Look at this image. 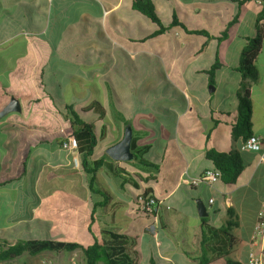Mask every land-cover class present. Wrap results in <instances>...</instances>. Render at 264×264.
I'll return each mask as SVG.
<instances>
[{"label":"crops","instance_id":"obj_1","mask_svg":"<svg viewBox=\"0 0 264 264\" xmlns=\"http://www.w3.org/2000/svg\"><path fill=\"white\" fill-rule=\"evenodd\" d=\"M131 1L0 0V8L3 10L2 12L0 10V90H2L0 110L12 97L19 100L21 106L20 113H10L0 119V240H7L11 244L20 239L42 238L75 242L77 229H83L89 236L91 244L94 237H99L102 231L115 233L123 231L120 230L123 223L117 225L116 217L119 213L123 214L124 218H132L134 214L135 219H141L142 217L136 215L138 206L137 209L132 208L133 199L150 188L151 195L160 201L156 218L150 219L151 222L145 224L144 231L141 230L140 233L132 235L121 233L138 239V245L133 247L140 253L136 264H150L151 258L156 264H197L194 260L200 235L197 199L202 200L205 206H208L210 199L213 200L210 207L206 208L208 214L209 211H213L209 214L211 225L224 227L228 222L233 224L229 229L234 239L231 258L245 264L249 252V238L264 195V40L255 61L258 78L255 82L249 81L251 85L255 83L262 86L256 94L254 86H250L251 131L252 135L260 139L261 150L256 153L241 151L242 139L233 140L231 129L239 117L237 98L241 84V74L237 71L239 55L248 40L255 36V19L261 10L258 0L245 3L240 10L231 0H152L164 27L171 24L173 15H176L179 22L188 29L206 30L197 27L196 24H200L199 16L208 18L215 15L221 20L226 14L232 15V18L237 12L239 14L237 23L229 29L228 37L218 45L214 40L207 41L205 38L202 42L206 43L204 49L201 50V44L188 65L192 78L189 86L192 95L183 93L180 99L183 111L177 118V125L181 130L182 144L178 146L179 166L176 164L170 166H178L172 186H165L164 179L158 178L167 146L163 145L162 155H155L154 163L147 160V155L155 151L154 144L149 139L153 129L146 123L142 129L137 128L135 136L139 145L150 146L145 160L157 167V170L152 167L136 169L126 165V162L114 161L116 163L114 166L123 170L121 174L125 180L122 181L118 176L111 175L103 166L96 173V184L100 188H107L111 195L104 208L97 207L102 203V199L88 190L85 177L79 168V155L64 148L66 143L63 146L58 143L63 139L55 130L58 128L57 124L61 125L62 121V124L69 128L68 122L57 114L58 110L64 113V105L80 109L95 100L100 101L103 91L98 84L92 82L97 75L85 69L102 68V65L104 67L106 54L103 48L98 49L99 45L95 42L98 37L92 38L88 34L95 29L100 39L110 44L113 49L123 51L122 47H130L137 51L138 44L141 43L133 41H139L157 30L155 25L151 23L150 27L142 15L131 10ZM213 1L230 4L229 7H233L234 13L229 14V9L221 4L211 12L205 5ZM54 5L61 8V11L58 16L53 17ZM181 16L185 18L183 22ZM246 22L250 25L249 29L246 32L240 30L232 36V30L235 27L243 28ZM137 26L139 30L148 29L149 32L137 39L133 34ZM78 29L82 37L75 39L74 35ZM166 34L173 35V47L165 41L154 43V40ZM164 35L148 41L151 43L152 51H167L169 48L179 50L193 43L191 40L196 36L185 34L180 27H173ZM66 40L68 43H64ZM82 40L90 42L84 45L77 44L76 41ZM232 40L239 45L234 51L229 49ZM70 49L72 51L69 57L77 58L80 52L87 55L89 53L90 56L83 61L72 62L64 59V65L58 63L56 57L61 55L62 58H66ZM208 50H211V58L205 64V60L201 59L208 56ZM215 52L221 66L214 74L212 91L214 94L208 96L204 90L209 86L207 76L202 71L210 67ZM126 56L129 59L134 57L132 54ZM168 60L171 65L175 64L174 58L170 57ZM59 64L62 72L61 76L56 78L55 72ZM47 75L52 77L48 79L51 81V88L47 82ZM59 80L63 83L61 81L62 84H59ZM91 84L96 91L92 89ZM53 88H56V93ZM60 90L63 91L60 95L62 97H59ZM43 91L48 94V98ZM66 94L69 97L65 100ZM41 105L48 109L45 118L40 114ZM50 108L57 112L51 111ZM105 110L110 123V134L100 142L92 160L101 158L106 148L117 143L123 136L125 126L112 112L114 120L119 125L116 130L109 119L110 112L106 108ZM168 110L170 109L166 108V111ZM171 110L173 113L177 112ZM9 120L13 126L6 128V122ZM44 123L46 127L42 126ZM157 145L161 146L159 143ZM210 148L216 151L235 150L240 155L243 170L234 185H224L220 181L212 188L201 185L194 187L189 184L191 179L213 169L212 163L204 157L206 149ZM132 175H139L137 177L143 181L135 182ZM153 176L154 180L148 182L144 180ZM179 191L185 194V201L193 202L197 219H192L193 225H189L191 228L189 227L190 231L186 236L180 230L181 235L163 243L159 240V231L169 229L178 231V226L181 229V223L186 219L182 220L180 216L182 214L178 213L170 216L168 211L171 209L164 202L173 199ZM216 195L223 196L224 208L215 198ZM228 208L233 212L232 217L226 214ZM162 210L163 215L166 214L164 219L161 216ZM103 218H108L109 221L106 219L102 221ZM92 224L96 225L97 236H93L91 232ZM119 230L121 232H118ZM147 233L150 234V239ZM185 241L191 248L188 252H180L178 247L183 246ZM13 261H4L0 264H9Z\"/></svg>","mask_w":264,"mask_h":264},{"label":"rangeland","instance_id":"obj_2","mask_svg":"<svg viewBox=\"0 0 264 264\" xmlns=\"http://www.w3.org/2000/svg\"><path fill=\"white\" fill-rule=\"evenodd\" d=\"M220 4L223 5L224 8L229 9V14L234 13L233 7H229L230 4H227L226 2L217 3L213 1L212 3H206L205 7L209 8L211 12H214L215 8ZM0 10L1 12L3 11L1 8ZM52 11L53 17L58 16L60 14L59 12L61 11V8H57L54 5ZM199 17L200 24H196L197 27L206 29L207 32L209 31L208 33L211 36H218L219 32L223 30L225 23H228L232 19V15L227 14L224 18L222 17L221 20L215 15L208 16V18H204L202 16ZM142 18L147 25L150 27L152 26V24L145 17ZM180 19L183 22L185 18L181 16ZM247 24L248 23L246 22L243 28L235 27L232 30V36H234L236 32L240 30L246 32L250 27V25ZM79 32L80 29H78L77 34L74 35L75 39L82 37ZM147 32H149L148 29L139 30V27L137 26L133 34L136 35V38L138 39L141 38V36H144ZM88 35L92 38H95L96 36L98 37V39H95V42H97V45H99L98 49L101 50L103 48L104 53L106 54V62L104 67L102 65V68H86L85 71H90L91 74L97 75V78L92 82L98 84L103 90L100 95V102L107 109V111L110 112L109 119L115 126L116 130L118 129L119 125L114 120L113 115H117L121 119L126 120V122H128L127 125L131 127L132 133L134 135H136L137 128L141 127L140 129H142V127L145 126V123L147 126L153 129V131L150 132L151 134L149 135V139L151 140L152 144H154L153 150L155 153L148 154L147 160L154 163L156 160L155 155H162L163 145L167 146L168 149L164 154V159L162 161V165L160 166L158 178L159 180H162V178L164 179L165 186H172V180L176 178V170L179 166L178 146L179 144H182L180 139L181 130L177 125V118L183 111V105L180 99L183 93H186L189 96L192 95V89L189 88L190 83H192V78H190L191 73L189 71L188 65L191 63L192 57L194 54H196L205 38L194 36L191 40L193 43L179 50H173V48H169L167 51H152L150 48L151 43L146 42L145 44H138V46L141 48L138 47L137 51L132 50L130 47L127 48L122 46L121 47L124 50L118 51L113 49L111 45L107 44L104 40H101L97 30L94 29ZM54 36H56V34ZM154 41L155 44H157V41H165L171 47H173L174 37L172 34H166ZM76 42L77 44L84 45L88 44L90 41L82 40L80 42ZM54 43H57V41H54ZM64 43H68V40H66ZM238 46V43L232 40L231 45H229V49L234 51ZM71 51V49L70 51H67L66 58H62L61 55H59V57L57 56V62L61 63V65H64V59H66V61L72 60V62L75 60L83 61L84 59H87L88 56H90L89 53L87 55L80 52V55L78 56L79 59L78 57H69V53ZM124 51H126L127 54ZM130 54L134 56L131 57V59L126 56ZM210 54L211 50H208V56H204L201 61L205 60L206 64V62H208V60L211 58ZM109 56L111 58H109ZM170 57L175 59L174 65L169 63L168 58ZM50 70H53L52 66L50 67ZM61 72L62 70H60L59 64L55 72L56 78L61 76ZM49 77L50 76L47 75V82L50 84L49 86L51 88L52 84L51 81L48 80ZM51 78L52 77H50V79ZM61 81L62 80L58 81L59 84L63 83V81L62 83ZM209 86L213 87V85ZM209 86L204 88L205 95L212 96L214 94L213 92L208 93ZM250 86H254L255 94L258 93L262 87L260 84L255 83L252 85L250 83ZM73 87L75 88V84H73ZM53 89L56 93V88ZM239 92H241V87L238 90V93ZM62 93L63 91L60 90L59 97H62L60 96ZM1 94L2 90H0V95ZM68 97L69 95L66 94L64 96L65 100L68 99ZM166 108H169L170 110L166 111ZM171 109H174L177 112L173 113ZM47 110L48 109L45 106L41 105L40 114L42 118H45L47 115ZM50 110L54 111L55 109L50 108ZM112 112L113 115L111 114ZM43 121L44 120H42V122ZM10 122V120L6 122V128L13 126V124H10ZM60 124L61 125L57 124L58 128L55 130L57 131V134L61 135L60 137L68 143L69 139L72 138L71 132L65 124H62V121H60ZM42 126L46 127V124L44 123ZM158 143L161 144V146H158ZM63 147L68 149L67 144H65ZM68 151L70 153H74L70 149H68ZM172 164H176L178 166L170 167ZM126 165L133 166L136 169L140 167L138 164L132 162H126ZM201 186L206 187L205 185ZM185 199V194L182 191H179L173 199L164 201L169 209H171L168 211L170 216L178 213L179 215L182 214L180 215L182 220L184 218L186 219L183 223H181V229H179L178 226V231H173L170 229L159 231V240H162L163 243L167 242L169 239L173 240L175 236L181 235L180 230H182V234L186 236L188 231H190L189 225H193L192 219H197L193 202H188L187 200L185 201ZM132 208L137 209V204L134 203ZM42 211H44V209ZM163 213L164 211L162 210L161 216L164 219L166 214L163 215ZM132 216V218H124L123 214L119 213L116 217L118 221L117 225L120 226V224L123 223L122 229L120 230H123L122 232H125L126 234L132 235L136 234V232L140 233L141 230L144 231L145 224H149L151 222L149 218L144 217L141 219H135L134 214ZM187 218L189 220H187ZM104 219L109 221L108 218H103L102 221H104ZM156 224L158 226V220L156 221ZM90 228L93 236H97L96 225L92 224ZM82 230L77 229V232L74 236V241L83 246H87L90 244V239L87 233ZM120 230L118 232H121ZM147 236L148 239L151 238L150 234L148 233ZM162 236H164L163 239H161ZM189 248H191V246L187 241L184 242L183 246L179 245L178 247L180 252H188ZM9 264H85V261L82 252L80 250H76L71 253L43 252L37 255L36 258L24 255L20 259L10 262Z\"/></svg>","mask_w":264,"mask_h":264},{"label":"trees","instance_id":"obj_3","mask_svg":"<svg viewBox=\"0 0 264 264\" xmlns=\"http://www.w3.org/2000/svg\"><path fill=\"white\" fill-rule=\"evenodd\" d=\"M231 1L236 3L238 10H240L241 6L245 3L254 2L255 0ZM258 1L261 4V10L255 19L256 33L241 50L237 67V71L241 74V92L237 95L239 101L238 121L231 129V137L233 140L239 138L246 140L252 135L249 81L255 82L258 78L255 61L262 49L264 40V0ZM131 10L142 15L157 27V30L148 34L143 39L133 41V43L137 42L141 44H145L158 36L164 35L173 27H180L185 34L200 36L206 38L207 41L214 40L218 45L228 37L229 29L237 23L239 16L237 12L231 21L224 25L223 30L219 32L218 36H211L206 30L188 29L179 22L176 15H173L171 24L168 27H164L152 0H132ZM23 32L28 33L30 31ZM205 45L206 43L202 44L201 50L204 49ZM220 66L217 53L215 52L210 67L202 71L207 76L208 85L214 84V74ZM91 85L92 89L96 91L93 84ZM42 88L44 89L43 84ZM43 93L48 98V94L44 91ZM63 109L64 113L59 110L58 112L55 111L68 122L71 137L76 144L75 153L80 158L79 168L85 177L88 190L93 195H98L102 199V203L97 205V207L104 208L111 195L107 188L97 186L96 173L105 166L111 175L118 176L122 181L125 180L121 174L123 170L118 167L116 168L114 166L116 163L105 155V153H103L101 158L92 160L93 154L99 147L100 142L109 137L110 134V123L106 116V110L99 100H95L80 109H75L70 105H64ZM118 118L124 126L128 124L126 120L120 117ZM58 143L62 146L65 143L67 144L63 140L58 141ZM149 149V145H139L138 138L133 134L131 152L134 154V158L130 163L138 164L141 169L143 167H152L156 171L157 167L148 164L145 160V155ZM204 157L212 163L213 169L219 172V181L221 183L224 185H234L237 182L243 170V163L237 151H216L210 148L206 149ZM137 176L139 175H132L135 182L143 181V179ZM154 179L155 177L153 176L146 177L144 180L148 182ZM135 182L134 184L137 186ZM144 194H152V190L150 188L145 189ZM215 198L221 207L224 208L222 204L223 196L216 195ZM155 201L158 200L155 198ZM133 203L137 204L136 197L133 199ZM208 207H210L209 204L208 206L206 205V208ZM210 212L213 213V211H209V214H211ZM209 214L205 218H199L200 235L194 260L197 264H240L231 258L234 239L229 233V229L233 224L228 222L225 227H215L209 223ZM226 214L232 217L233 212L228 208ZM136 215L152 220L156 218V215H147L139 209L136 210ZM92 216L91 219H93ZM136 245H138L137 237H130L129 235L112 231H102L99 237H94V241L88 246L71 241L52 239H20L13 244L7 240H0V262L13 261L24 254L29 257H35L43 252L70 253L80 250L83 254L85 264H136L140 258L139 251L133 248ZM150 264H156L152 258L150 259Z\"/></svg>","mask_w":264,"mask_h":264},{"label":"built area","instance_id":"obj_4","mask_svg":"<svg viewBox=\"0 0 264 264\" xmlns=\"http://www.w3.org/2000/svg\"><path fill=\"white\" fill-rule=\"evenodd\" d=\"M68 149L75 152V141L70 138L67 143ZM241 151L259 152L261 150V141L256 135H251L248 139L242 140ZM219 181V172L212 169L206 170L199 176L190 180L191 186L197 187L205 185L212 188ZM138 209L147 215H157L160 201H155L151 194L140 193L136 196ZM213 200L210 199L208 204L211 205ZM245 264H264V195L260 202L257 212L256 221L249 238V252Z\"/></svg>","mask_w":264,"mask_h":264},{"label":"water","instance_id":"obj_5","mask_svg":"<svg viewBox=\"0 0 264 264\" xmlns=\"http://www.w3.org/2000/svg\"><path fill=\"white\" fill-rule=\"evenodd\" d=\"M213 87L209 86V93L213 91ZM21 106L19 100L12 97L9 102L0 110V119L10 113H20ZM132 129L130 126H125L123 129L122 138L114 145L109 146L105 150V154L115 162H130L134 158L131 152ZM197 214L200 218L208 216L207 209L202 200H196Z\"/></svg>","mask_w":264,"mask_h":264}]
</instances>
